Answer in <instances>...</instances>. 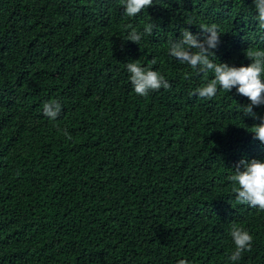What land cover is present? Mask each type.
Instances as JSON below:
<instances>
[{"label": "trees", "instance_id": "trees-1", "mask_svg": "<svg viewBox=\"0 0 264 264\" xmlns=\"http://www.w3.org/2000/svg\"><path fill=\"white\" fill-rule=\"evenodd\" d=\"M256 15L253 0H153L134 17L123 0H0V264H264V211L227 180L264 161L250 101L193 95L213 73L168 54L183 29L216 24L214 62L247 66L264 51ZM137 60L171 87L135 94ZM233 222L253 237L235 262Z\"/></svg>", "mask_w": 264, "mask_h": 264}, {"label": "clouds", "instance_id": "clouds-1", "mask_svg": "<svg viewBox=\"0 0 264 264\" xmlns=\"http://www.w3.org/2000/svg\"><path fill=\"white\" fill-rule=\"evenodd\" d=\"M258 27L264 29V0H253ZM153 0H123L124 14L134 17L149 7ZM131 31L125 37L126 41L139 44L144 34L151 35L154 23L144 27L143 33L138 32L131 24ZM203 36L193 35L187 28L181 31L179 39L169 42L168 54L181 64H186L198 74L213 73V78L195 89L193 95L211 100L219 90L232 92L246 97L250 103L240 106L246 117L258 120L250 131L253 139L264 146V117L253 111L254 107L264 106V51H249L247 58L252 62L247 66H230L227 63H217L215 51L220 41V32L216 24L201 25ZM125 68L129 75L132 88L138 96L147 97L150 92L171 87L164 75L140 65L139 61L128 62ZM61 112V105L56 102H46L43 113L55 121ZM67 135V132H65ZM231 182L235 199L238 204L248 205L264 211V161L259 159H241L234 167L233 174L227 177ZM230 237L234 244L229 260L238 261L242 253L251 251L253 237L244 228L232 223ZM178 264H188L187 259H181Z\"/></svg>", "mask_w": 264, "mask_h": 264}]
</instances>
